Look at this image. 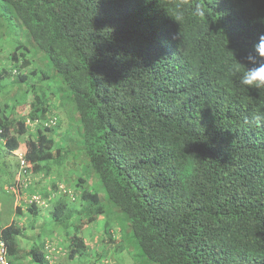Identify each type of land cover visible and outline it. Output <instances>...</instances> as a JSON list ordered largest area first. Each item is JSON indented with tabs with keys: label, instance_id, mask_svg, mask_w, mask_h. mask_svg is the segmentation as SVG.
Returning <instances> with one entry per match:
<instances>
[{
	"label": "trees",
	"instance_id": "16d2710c",
	"mask_svg": "<svg viewBox=\"0 0 264 264\" xmlns=\"http://www.w3.org/2000/svg\"><path fill=\"white\" fill-rule=\"evenodd\" d=\"M0 2V35L23 26L63 80L59 94L24 44L0 69L6 188L17 212L64 228L39 241V222L7 223L12 264H70L93 247L101 260L118 236L116 252L134 238L153 264H264V124L249 122L264 89L229 71L264 63L247 60L264 0H192L203 21L182 0ZM103 218L96 243L71 233Z\"/></svg>",
	"mask_w": 264,
	"mask_h": 264
},
{
	"label": "rangeland",
	"instance_id": "374dc122",
	"mask_svg": "<svg viewBox=\"0 0 264 264\" xmlns=\"http://www.w3.org/2000/svg\"><path fill=\"white\" fill-rule=\"evenodd\" d=\"M0 10L1 13L4 12V6L2 2H0ZM11 26L12 28H9V30L6 32V35H0V69L2 67L10 66L7 64L9 62V53L16 47V45L24 44L28 48L27 55L32 60L33 66L38 67L40 70H43L50 74L54 82L57 84L56 91L61 94L62 91L59 89V84L61 81L63 82V80L61 77L54 74L55 71L48 55L34 45L33 41L28 36V33L25 28H23V26L19 24H14ZM78 124L80 125L79 121ZM74 175L75 174L73 173L72 176L75 177ZM6 176V153L5 149L0 147V229L6 226L7 223H11L14 219L16 220V222H20L21 224L28 220L30 223L39 222L40 227L44 229L41 237L39 238V241L45 236H53L54 234H57L61 237L64 228L63 226L59 225L58 222L50 215L43 213V211L38 213L37 215H34L27 210H25L24 213L16 211L14 205V203H16V197L11 191H9L8 188H6V182L9 183L12 180V177L7 178ZM98 190L100 191L102 200L106 202V192H104L103 188H101V186L99 185ZM18 203H22V198L19 196ZM73 206L75 207L77 205L73 204ZM105 222L106 221L104 218L97 219L92 223L82 226V222L78 220L76 222V225L78 227L72 225L70 230L71 233H76V231H79V234L84 236L88 241L96 243L98 241L97 238H99V236H102L101 232L105 228ZM112 225H114V223ZM32 231L33 232L30 233L31 235L35 232V230L32 229ZM118 237L117 241L111 244L112 246H108L105 252L106 258L97 260L96 255L98 252V248L93 247L88 254H83V256H78L70 260V264H129L127 261H136L138 264H153L148 261L146 257L141 255L140 249L134 238V243L129 242L125 244L123 254L120 251L116 252L115 249H118L122 244H124V242H121L120 238ZM27 239L30 240L29 236L25 238L24 241L22 239L21 242L24 244H28L29 241ZM101 251H104V249H101Z\"/></svg>",
	"mask_w": 264,
	"mask_h": 264
},
{
	"label": "clouds",
	"instance_id": "9594fccd",
	"mask_svg": "<svg viewBox=\"0 0 264 264\" xmlns=\"http://www.w3.org/2000/svg\"><path fill=\"white\" fill-rule=\"evenodd\" d=\"M182 4L187 6L194 18H198L201 21L208 19L209 16L203 3H193L192 0H182ZM173 17L180 23L184 19V12L178 11ZM260 22L264 23V18H261ZM254 52L255 55L249 54L247 57L250 63L255 64L258 58L264 60V34L260 35L258 42L254 45ZM232 54L234 56L233 52ZM235 61L236 62L230 66L229 71L234 77L238 78L240 85L247 89L249 87L258 90L264 89V63H260L258 67L250 68L236 58ZM249 122L264 124V105H261L251 113Z\"/></svg>",
	"mask_w": 264,
	"mask_h": 264
},
{
	"label": "built area",
	"instance_id": "2783aa9c",
	"mask_svg": "<svg viewBox=\"0 0 264 264\" xmlns=\"http://www.w3.org/2000/svg\"><path fill=\"white\" fill-rule=\"evenodd\" d=\"M3 246V242L0 244V263L1 264H12L5 256V249L2 247Z\"/></svg>",
	"mask_w": 264,
	"mask_h": 264
},
{
	"label": "crops",
	"instance_id": "0c3cea01",
	"mask_svg": "<svg viewBox=\"0 0 264 264\" xmlns=\"http://www.w3.org/2000/svg\"><path fill=\"white\" fill-rule=\"evenodd\" d=\"M25 251L27 252V251H28V249H25ZM22 262H24V260H22Z\"/></svg>",
	"mask_w": 264,
	"mask_h": 264
}]
</instances>
